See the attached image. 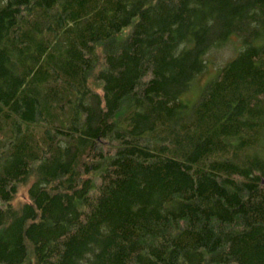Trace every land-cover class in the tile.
Listing matches in <instances>:
<instances>
[{
    "label": "trees",
    "instance_id": "16d2710c",
    "mask_svg": "<svg viewBox=\"0 0 264 264\" xmlns=\"http://www.w3.org/2000/svg\"><path fill=\"white\" fill-rule=\"evenodd\" d=\"M263 134L264 0H0V264H264Z\"/></svg>",
    "mask_w": 264,
    "mask_h": 264
},
{
    "label": "rangeland",
    "instance_id": "374dc122",
    "mask_svg": "<svg viewBox=\"0 0 264 264\" xmlns=\"http://www.w3.org/2000/svg\"><path fill=\"white\" fill-rule=\"evenodd\" d=\"M243 47L242 37L233 34L220 47L211 48L205 54L206 67L204 71L192 81L189 89L182 94V99L190 104L194 102L206 82L214 77L223 65L235 58ZM262 145L264 147V134L262 136Z\"/></svg>",
    "mask_w": 264,
    "mask_h": 264
}]
</instances>
